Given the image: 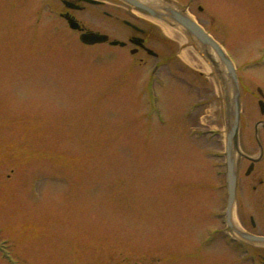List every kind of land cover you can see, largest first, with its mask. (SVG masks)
<instances>
[{"label": "rangeland", "instance_id": "374dc122", "mask_svg": "<svg viewBox=\"0 0 264 264\" xmlns=\"http://www.w3.org/2000/svg\"><path fill=\"white\" fill-rule=\"evenodd\" d=\"M192 8L259 98L264 67L250 63L264 50V0ZM16 16L0 8V264H264L263 245L221 236L224 177L211 154L222 149L223 98L188 40L157 27L170 42L153 50L170 59L151 98L146 79L159 60L109 47L86 54L65 32L45 39ZM126 54L134 64L120 62ZM242 97L243 116H258L257 100ZM192 183L204 188L195 200L186 197ZM256 198L258 213L240 198L234 216L261 235L264 197Z\"/></svg>", "mask_w": 264, "mask_h": 264}, {"label": "flooded vegetation", "instance_id": "af4514ba", "mask_svg": "<svg viewBox=\"0 0 264 264\" xmlns=\"http://www.w3.org/2000/svg\"><path fill=\"white\" fill-rule=\"evenodd\" d=\"M89 1L11 0L12 9L18 15L21 14V12L25 15H29L27 13L28 11L29 13L36 11L39 16L37 18L43 19V16H47L49 19L52 18L51 21L53 22L51 26L54 28L52 34L48 35V37L53 40L58 38L62 31L63 33L65 32L67 38H74L77 42H79L82 34H102L107 37L106 43L92 46L81 45V47H110L109 43L112 41H123L126 45L122 47H112L125 50L129 53L133 51L136 56L141 55L142 58L138 59L140 62L144 59L145 55H149L144 51L143 47L141 48L134 43H131L132 39L136 37L140 38L143 42V46L150 50L154 49L151 45L152 42H158L162 49L164 45L168 46V41L158 37L155 32L158 30L155 26L152 24L150 25V22H147L144 17L138 16L123 3H119L116 0ZM174 1L179 2L178 0ZM122 14H124V16ZM69 20L72 22V26L69 25ZM61 25L64 26L65 29ZM135 27L138 30L135 29ZM158 33L160 35V31H158ZM83 51L86 53L87 49H83ZM163 52L164 51L156 52L157 56H155V58L159 59V61H168L170 58H168L166 53ZM246 93L248 92L246 91ZM250 96H252V99H257L253 93H250ZM261 98L264 101V91ZM241 117L242 124L239 137L240 145L242 146L243 155L245 157H241L238 163L239 187L237 196L238 199L241 198L248 201V204L253 206V211L258 213L259 206L257 205V201L254 200L256 197H254L253 194L256 195L261 193V195L256 198L258 200H260L261 197H264V114H258V116L256 114H249ZM253 159H257V161L254 162ZM249 169L251 170L249 171ZM250 199H253L256 204L253 205L252 201L249 202ZM258 226V224H253V229L256 230ZM261 235H264V232H262ZM263 260L264 257H262V261Z\"/></svg>", "mask_w": 264, "mask_h": 264}, {"label": "water", "instance_id": "95a60500", "mask_svg": "<svg viewBox=\"0 0 264 264\" xmlns=\"http://www.w3.org/2000/svg\"><path fill=\"white\" fill-rule=\"evenodd\" d=\"M123 2L132 5L139 10L146 12L157 20H161L168 25H172L178 30L184 31L188 39L192 42L194 48L198 51L200 56L205 59L211 68L212 72L217 78L221 88L223 98V108L225 117V137H226V177L228 187V203L226 210V227H228L230 234L238 239L253 243L256 245H264V237H256L248 235L242 230H239L234 224L233 210L236 190V171L237 159L240 155V148L238 147V131H239V114H240V97L238 80L235 73V68L232 66L229 58L226 57L222 48L210 38L203 29L189 19L181 11L173 8H164L161 2L156 3L146 2L145 0H122ZM89 43L102 42L105 37L99 39L98 36H89L84 38ZM263 108V107H262Z\"/></svg>", "mask_w": 264, "mask_h": 264}, {"label": "bare ground", "instance_id": "6f19581e", "mask_svg": "<svg viewBox=\"0 0 264 264\" xmlns=\"http://www.w3.org/2000/svg\"><path fill=\"white\" fill-rule=\"evenodd\" d=\"M167 35L171 36L173 31H169L167 28H163Z\"/></svg>", "mask_w": 264, "mask_h": 264}]
</instances>
